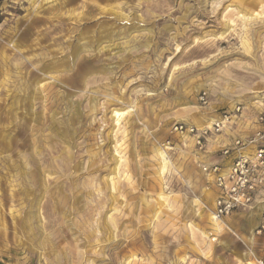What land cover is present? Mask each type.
Instances as JSON below:
<instances>
[{"label": "rangeland", "instance_id": "rangeland-1", "mask_svg": "<svg viewBox=\"0 0 264 264\" xmlns=\"http://www.w3.org/2000/svg\"><path fill=\"white\" fill-rule=\"evenodd\" d=\"M263 94L264 0H0V264H254L169 128Z\"/></svg>", "mask_w": 264, "mask_h": 264}, {"label": "built area", "instance_id": "built-area-1", "mask_svg": "<svg viewBox=\"0 0 264 264\" xmlns=\"http://www.w3.org/2000/svg\"><path fill=\"white\" fill-rule=\"evenodd\" d=\"M199 100L207 103L205 91L200 93ZM246 123L254 126L250 133L242 131ZM232 131H236L234 136L216 151L217 160L201 157L198 161L206 184L215 191L212 213L217 219L250 208L264 198V94L247 104H234L208 125L175 122L169 128L175 138H189L198 156H204L209 144L219 136ZM171 143L170 138L165 142L167 146ZM254 233L264 235V210ZM253 263L264 264V251Z\"/></svg>", "mask_w": 264, "mask_h": 264}, {"label": "crops", "instance_id": "crops-1", "mask_svg": "<svg viewBox=\"0 0 264 264\" xmlns=\"http://www.w3.org/2000/svg\"><path fill=\"white\" fill-rule=\"evenodd\" d=\"M253 129H254V126L250 125V123L249 124L246 123L245 125L242 126V131H244V133H250ZM236 131H234V132L233 131L232 132H226L225 134H222L221 136H219L216 141H214V142L209 144V146L207 148V152L204 154V156H201V157L203 159H205V160H208V161L217 160L218 159V155H217L216 151L219 149V147L223 146L226 142H228L229 138H231V136H234ZM212 191H213L214 196H215V191H214L213 188H212ZM262 202L264 203V198L258 200L257 203H255L253 206H256V205H258L259 203H262ZM259 206H262V204L259 205ZM263 209H264V204H263ZM261 212H263V210ZM254 218H255V216H254ZM260 218H261V216H260Z\"/></svg>", "mask_w": 264, "mask_h": 264}, {"label": "bare ground", "instance_id": "bare-ground-1", "mask_svg": "<svg viewBox=\"0 0 264 264\" xmlns=\"http://www.w3.org/2000/svg\"><path fill=\"white\" fill-rule=\"evenodd\" d=\"M115 114H116V112H115ZM117 114H118V112H117ZM160 156H161V158H162V160H163V163H165V155L162 153V152H160ZM262 204V206H259V207H257V209L254 211L256 214L255 215H259L260 214V212L262 211V210H264L263 209V204L264 203H261ZM254 215V216H255ZM216 217H212V221L215 223V224H217V220L215 219ZM251 221H252V219H251ZM246 258V254L245 255H243V257H242V259H245Z\"/></svg>", "mask_w": 264, "mask_h": 264}]
</instances>
